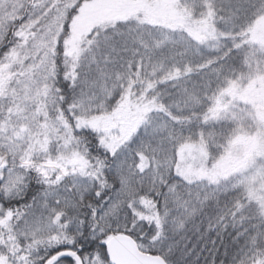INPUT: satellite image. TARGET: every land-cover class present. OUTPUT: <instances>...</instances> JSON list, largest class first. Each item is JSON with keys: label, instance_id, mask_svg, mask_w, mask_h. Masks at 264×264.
Here are the masks:
<instances>
[{"label": "snow or ice", "instance_id": "obj_1", "mask_svg": "<svg viewBox=\"0 0 264 264\" xmlns=\"http://www.w3.org/2000/svg\"><path fill=\"white\" fill-rule=\"evenodd\" d=\"M0 264H264V0H0Z\"/></svg>", "mask_w": 264, "mask_h": 264}]
</instances>
